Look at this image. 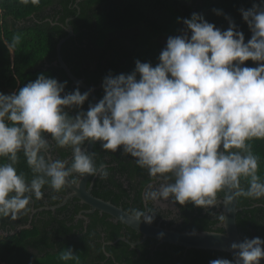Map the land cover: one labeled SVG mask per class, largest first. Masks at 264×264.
<instances>
[{
	"label": "clouds",
	"instance_id": "9594fccd",
	"mask_svg": "<svg viewBox=\"0 0 264 264\" xmlns=\"http://www.w3.org/2000/svg\"><path fill=\"white\" fill-rule=\"evenodd\" d=\"M30 2L38 0H20ZM240 12L252 33L247 42L230 17V27L222 31L193 13L183 20L181 35L168 37L159 63L136 60L131 73L108 74L103 98L87 111L89 91L77 86L66 92L67 81L44 74L11 94L0 92V158L5 160L0 217L15 219L30 211L33 197L43 199L45 186L60 192L87 176L107 179V164L96 166V153L88 150L95 142L104 151L134 158L150 177L163 181L148 185L145 198L152 201L171 198L206 210L223 203L230 211L234 197L264 198L251 143L264 140V0ZM20 39L15 36L13 46ZM246 61L257 66H244ZM53 143L71 149V162L51 155ZM20 153L33 174L30 181L17 171ZM131 215L151 224L155 213L149 208ZM219 220L227 226L224 213ZM230 249L231 260L209 264L264 261V238L245 237ZM74 258L70 248L60 257Z\"/></svg>",
	"mask_w": 264,
	"mask_h": 264
},
{
	"label": "trees",
	"instance_id": "16d2710c",
	"mask_svg": "<svg viewBox=\"0 0 264 264\" xmlns=\"http://www.w3.org/2000/svg\"><path fill=\"white\" fill-rule=\"evenodd\" d=\"M254 3H259V0H38L35 4L0 0V92L11 94L18 91L27 83L35 81L40 74L59 82L67 81L66 92L76 89L77 86L73 85L65 70L54 65L58 42L67 35L68 18L74 17L70 25L75 35L63 44L62 56L72 72L88 85L101 84L96 90L100 100L104 95L103 80L108 74H129L135 69L136 60L151 62L155 66L159 63V55L166 47L168 37L181 35L186 30L183 20L190 19L193 13L202 15L222 31L230 27L226 19L230 17L247 42L252 33L240 9L251 8ZM77 4L81 8L80 13ZM214 10H220L223 15H217ZM17 35L21 37L20 42L13 46ZM244 66L256 67L257 64L246 61ZM79 88L82 93L86 91ZM89 104H93L90 96L83 108H89ZM76 111L71 110L70 114L75 115ZM251 143L253 152L259 157L258 175L264 181V140ZM54 149L60 153V159L71 155L70 148ZM94 151L96 166L107 164L109 176L105 180H95L93 194L123 206L131 213L137 210L128 200L129 191L124 178L131 181L137 179L146 185L153 179L148 171L138 167L130 156L122 155L119 151H104L100 142L96 143ZM19 155L17 171L23 172L30 181L33 176L31 169L23 153ZM3 162L5 160L0 158V163ZM241 183L242 187H247L245 180L242 179ZM65 190L56 192L45 186L43 192L54 198L51 205H55L62 201L56 195H64ZM76 200L79 201L73 199L58 209L57 216L52 215V211L37 213L32 223L34 231L27 229L15 236L9 231L7 238L2 239L0 236V264H209L217 258H233L226 252L186 249L167 242L160 243L154 238H148L136 247L119 240L106 246V251L111 255L108 257L103 249L104 242L98 240L101 238L98 232L101 219L99 211L89 215L91 222L82 236L71 239L68 235H61L69 228L66 220L74 219L80 209ZM33 201L36 208L43 205L35 197ZM237 203L238 207L243 208L237 215L242 238H264V198L256 200L241 196L237 197ZM134 205L142 207L140 193L135 197ZM178 206L182 222L176 230L225 232L219 220V215L223 213L222 206L208 210L191 203ZM47 214L49 220H44ZM62 214L70 216L62 219ZM104 218L111 216L104 214ZM10 219L0 217V229ZM102 220L103 224L106 221L103 230L106 232V241L127 237L137 242L143 237L122 222ZM28 231L29 235L26 234ZM51 231H57L58 234L54 236ZM69 248L74 251L75 258L61 260V255Z\"/></svg>",
	"mask_w": 264,
	"mask_h": 264
},
{
	"label": "water",
	"instance_id": "95a60500",
	"mask_svg": "<svg viewBox=\"0 0 264 264\" xmlns=\"http://www.w3.org/2000/svg\"><path fill=\"white\" fill-rule=\"evenodd\" d=\"M80 2V0H78ZM78 8V13L81 12L80 6L76 5ZM74 19V17L68 18L66 20V30L67 35L60 39L57 45V60L54 61V65L61 66L69 78L72 80L73 85L80 86L86 91L90 92V97L92 98L93 104L99 101L96 90L101 87L96 85H88L84 79L77 77L71 70V68L64 61L62 56V46L63 44L69 40L72 36H74V29L70 25V22ZM94 144L88 145V150L91 152L94 149ZM92 176H87L82 179H79L76 184H70L67 187V194L64 196L61 203L54 206H46L42 207L38 210H56L60 207H63L69 200L73 198H78L83 204H87L91 207L89 210H85L84 213L91 214L97 210L101 213L109 214L114 222H122L128 227L136 230L138 233L142 234V239L137 242L130 241L127 237H121L116 241H110L106 244L112 245L115 244L119 240L126 241L132 247H136L138 244L144 243L148 238H154L159 240L160 243H171L177 246L184 247L186 249H203V250H217L222 251L234 255L233 251L230 249V244L232 242H240L243 240L241 234L239 233L238 224H237V215L238 212L243 210V208L238 207L237 197H234L233 205L231 210L225 209L223 203H219L217 206H222L223 213L227 216V221L225 225L222 222V225L225 229V232H217V231H179L176 229L166 228L162 225H155L153 223L148 224L141 221H136L134 217L131 215V212L125 210L122 206H118L111 201L104 200L95 196L92 192L94 180L91 185L88 186V182ZM35 212V211H34ZM81 216V215H80ZM84 217V216H83ZM87 219V217L85 216ZM29 226V225H28ZM163 234V235H161ZM107 256H110L108 252H106Z\"/></svg>",
	"mask_w": 264,
	"mask_h": 264
},
{
	"label": "flooded vegetation",
	"instance_id": "af4514ba",
	"mask_svg": "<svg viewBox=\"0 0 264 264\" xmlns=\"http://www.w3.org/2000/svg\"><path fill=\"white\" fill-rule=\"evenodd\" d=\"M83 110L87 111L88 108L87 109L83 108ZM54 147L55 146L53 145V147L51 149V155L54 158H59L60 159V153L57 152L54 149ZM94 148H95V146H94ZM93 151H94V149H93ZM71 155L67 156V157H65L63 159H67L70 162L71 161ZM95 164H96V158H95ZM129 166H131V165H129ZM96 179H97V177H91V179L88 182V186L91 185L93 180H94V184H95V180ZM162 182L163 181L161 179H159V178H153L146 185H142L140 180L133 179L131 181V179L124 178L125 187L129 191L128 200H129L130 204L133 206V209H137V210H142L143 211V210H147V209L150 208V209H152L153 213H155L153 224H155V225H159L160 224L163 227L166 226V228L177 229L179 224L182 222L180 209H179L178 204L174 203L171 198L169 200H167V201H164V200L152 201L150 199H146L145 198V191L147 190L148 185L151 184L154 187H159V184L162 183ZM94 184H93V187H94ZM92 192H93V189H92ZM139 193L141 194L142 199H143L142 207H138L137 205H134L135 197ZM66 194H67V187H66L64 195H62V194L56 195V198H62V200H63V198H64V196ZM53 199L54 198L52 196L44 195L43 199H41V202L43 203V205L40 206V207H37V208L35 207V202L32 200V202H31V204L29 206L30 209H31L30 211H28L26 213L18 214L15 219L11 218L9 220V222L6 224V226L3 229H0L1 238L2 239L5 238V237L7 238L10 234L13 235V236L19 235V233H21L22 231L27 230V229L30 230V231H34L32 223H33L35 215L37 213L39 214V213H41L43 211H52V215L57 216L58 215L57 210L62 208V207H60V208H58L56 210H46V209L38 210V209H40L42 207L54 206V205H51V203H53V201H54ZM73 199H78V198H73ZM73 199H71L69 201H72ZM61 202H59V203H61ZM75 203L79 204L80 209H79V211L76 214L74 219L66 220V222L68 223L69 228L66 229V231H64V234H61V235H68V237L71 238V239L78 238V237L82 236L84 233H86L87 229H88V226L90 225V222H91V219H90L89 215L95 214L97 211H99V210H97V211H95V212H93L91 214H86V213H84V211L91 209V207L89 205H87V204H83L80 200L79 201L76 200ZM55 205H57V204H55ZM85 206H89V207L87 208ZM135 206L138 207L139 209L135 208ZM99 214H100L101 219L99 220V224H98L99 225L98 229L100 230L98 232L100 233L101 238L99 237L98 240L101 241V242H104L103 249H104V251L106 253L107 252L106 251V246L108 245L106 243H108L110 241H106V239H105L106 232L103 231V230H104V225H105L106 221H104V224H103L102 223V221H103L102 219H104V220L111 219L112 221H114V220H113L112 217L105 219L104 218V214H107V213H101L99 211ZM48 216L49 215L47 214L45 217H43V219L44 220H49ZM69 216H70V214L69 215H65V214L61 215L62 219H65L66 217L68 218ZM85 216L87 217V219L85 218ZM9 231H10V234H9ZM30 231H28L26 234L29 235ZM51 232H53L54 236L57 233V231L56 232L51 231ZM19 239H23V238H19ZM29 250H30V252H33V250L31 248H29ZM108 257H111V255L108 256Z\"/></svg>",
	"mask_w": 264,
	"mask_h": 264
}]
</instances>
